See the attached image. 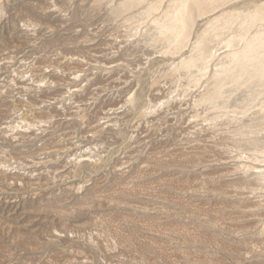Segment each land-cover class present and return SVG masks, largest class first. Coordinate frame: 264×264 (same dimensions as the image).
Returning <instances> with one entry per match:
<instances>
[{"label":"rangeland","instance_id":"obj_1","mask_svg":"<svg viewBox=\"0 0 264 264\" xmlns=\"http://www.w3.org/2000/svg\"><path fill=\"white\" fill-rule=\"evenodd\" d=\"M0 264H264V0H0Z\"/></svg>","mask_w":264,"mask_h":264}]
</instances>
